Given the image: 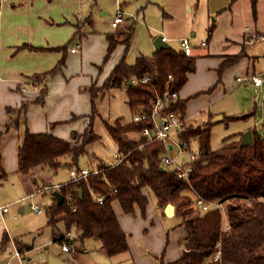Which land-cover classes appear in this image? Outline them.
Returning <instances> with one entry per match:
<instances>
[{"label": "trees", "instance_id": "1", "mask_svg": "<svg viewBox=\"0 0 264 264\" xmlns=\"http://www.w3.org/2000/svg\"><path fill=\"white\" fill-rule=\"evenodd\" d=\"M256 2L251 0L253 15L257 13ZM80 23H76L77 28L82 25ZM212 31L211 26L208 33ZM77 35L78 29L67 42L54 47L23 44L31 49H55L63 52V55L51 69L32 75V82L43 84L36 97L24 100L18 107H6L9 117L7 131L17 129L19 132V173H28L36 167L57 171L63 163L70 169L80 170L81 158L94 156L97 160L93 169H99L98 172L92 171L86 177L70 179L59 186L47 185L53 190V201L46 206V212L48 224L53 226L54 241H72L56 232L57 223L63 221L68 231L72 228L78 231L81 241L88 237L97 239L109 255L127 252L130 249L129 233L123 228L113 201L120 202L124 214L135 213L136 207L145 213L151 196L159 209L168 203L174 204L175 216L185 227L182 255L175 261L165 263L162 254L159 264H214L211 257L219 243L221 264H264V134L256 127L252 128L253 143L240 146V138L218 148L211 146L210 123L188 124L185 129L177 131L181 138L188 141L197 138L199 142L197 156L187 163L192 166L188 179L180 178L176 169L166 166L164 170L161 169L162 155L166 151L164 142L149 140L142 133L150 125V119L134 121L120 115L113 122L104 120L106 129L118 145L117 154L123 157L122 160L108 161L87 149V146L102 138L96 129L95 119L100 114L97 99L104 92L125 87L131 115L143 110L149 113L156 95H163L166 90L178 92L185 84L188 73L196 67V56L193 54H186L182 48L171 45L169 48L155 49L151 55L141 54L134 63H128L126 54L135 35L134 22L127 29L106 32L108 46L99 68H103L118 46L122 47L123 54L103 84L92 82L82 88L91 94L92 104L89 122L83 132L74 133V139L68 140L49 131L30 130L26 121L27 107L31 103L42 104L45 101L47 82L56 74L63 73L67 49ZM237 58L239 55L223 61L219 75ZM146 76L149 81L143 82ZM186 103L187 100L180 97L169 98L161 111H177L183 117ZM254 112L225 113L224 119H249ZM128 133H134V137L128 138ZM2 137L3 132L0 131V184L8 176L3 161ZM55 191L63 194L61 203ZM97 194L104 195L105 200L99 202ZM195 194L207 200L225 202L230 228L222 229L218 209L197 212L193 207ZM8 240L5 232L0 247ZM17 243L20 253L32 248L19 240Z\"/></svg>", "mask_w": 264, "mask_h": 264}, {"label": "crops", "instance_id": "2", "mask_svg": "<svg viewBox=\"0 0 264 264\" xmlns=\"http://www.w3.org/2000/svg\"><path fill=\"white\" fill-rule=\"evenodd\" d=\"M79 1L81 0L0 1V131L3 132L2 152L7 173L16 172L19 174L17 171L19 132L17 129L7 131L9 117L6 115V107H18L24 100H32L36 97L42 89L43 84L32 82V75L51 69L63 55V52L55 49H31L23 46V44L54 47L67 42L77 30V27H75L76 21L83 24L80 14V17L77 14V10L81 9ZM214 5L215 7L211 9L209 7L208 11H205L202 15L206 31L200 37L203 38L201 42L191 40L185 34V28H183L181 34V38L188 37L191 40V54L196 56L195 70L188 73L187 81L179 90V97L187 100L185 115L189 124L193 125H207L213 122H210V120L218 114H223L224 116L225 113H235L230 112L231 108L227 104L217 105V103L223 101L227 91H230L237 83H248H239L236 77L250 73H259L264 70V42L246 43L243 40V30L246 25L264 28V21L261 23L258 20V12L256 15L252 13L251 1L215 0L211 6ZM261 11L264 13V8ZM210 17L212 18V24L207 25L206 19ZM211 26L213 27V31L209 34L208 28ZM82 27L81 25V30L77 36L81 40H84L83 42L80 41V44L77 43L80 48L76 51L71 50L72 47H75L73 45L75 38L71 42L67 49L66 66L63 73L56 74L47 82L45 101L42 104L31 103L27 107L26 121L33 132L49 131L68 140L74 139V133L83 132L89 122L92 104L91 94L82 88L92 82H96L97 85L103 84L123 54L122 47L118 46L112 56L113 58L114 55L116 56L115 61L111 64V68L109 67L107 74L103 75L104 67L100 69L99 65L104 60L108 46L106 32H90L89 34L86 31L84 32ZM207 33L208 36L205 38ZM195 35L196 32H192L191 36ZM178 48H181V44ZM236 55H239V58L233 60L234 62L226 67L220 76L219 68L223 61L229 60ZM254 86L260 87L262 85L254 84ZM109 91L113 92L110 93L112 94L111 99H109L111 104L109 103L108 105L107 114H104L100 109V103ZM125 100L126 106L115 114V109L120 103L125 105ZM97 106L100 114L96 117L95 123L96 129L102 138L87 146V149L89 152H95L98 157L108 160L106 157L110 152L105 154L102 151L104 146L101 145V141L104 140V137L112 140L109 142L110 147L114 148V158L117 154L118 145L106 129L104 120L113 122L120 115L126 116L122 112L126 108H129L126 88L120 87L107 90L97 99ZM112 109L114 110V114L110 116ZM129 115L126 118H133L131 113ZM99 126L100 128L101 126L103 127L105 134L98 130L99 128L97 127ZM126 136L128 138L134 137V133H128ZM84 158L87 162L88 158H93V165L92 163L91 166H85V163L82 164L81 161H85ZM96 161L94 156H85L79 162L81 168H94L97 163ZM63 167H66L64 163L60 168ZM59 169L54 171L47 167H36L30 171L34 172L37 170V175L33 176V179L36 182L40 178L43 182L42 185L37 187L36 192L41 191L42 194H46L50 190L47 185L60 184L61 182L56 183L52 180L53 174L58 173ZM71 169L69 168V175ZM3 181L1 184H3ZM22 184L27 188L23 180ZM36 192L29 190L27 196L33 197ZM31 194L33 195L31 196ZM116 203L121 213L124 214L118 200L113 201L114 208ZM119 209L115 208V211L123 228L129 233L128 241L130 249L127 252L134 259L135 264H159L160 261L154 257L159 254L153 253L161 252V243L149 244L146 241H142L144 242L143 248H140V245H137L132 239L137 234L133 235L131 233L132 229L136 231L135 228H132L133 226L138 228V232L146 231L144 226L148 225L149 221L144 219L142 224L138 221V215L141 214L145 218L147 217V212H150V202L147 205L145 213H142L141 209L136 207L135 213L124 214L127 215V219L120 216ZM156 209L160 210L165 219L177 217L175 213L167 215L165 207L159 209L156 206ZM20 210L22 211L23 208L21 207ZM179 221L180 219L178 218V223L173 224L170 230L167 231L166 228L158 224L162 234L166 233L169 239L165 248L166 251L164 250L162 253L165 263L175 261L183 253L184 243L183 246L178 245V239L182 238L183 242L185 227ZM154 226L155 223L153 222ZM145 235L142 234V237ZM8 238L10 239L9 234ZM67 238L70 239L69 236ZM144 246H148L149 248L145 250ZM148 251L149 253H147ZM46 263L49 264L48 261L42 262V264Z\"/></svg>", "mask_w": 264, "mask_h": 264}, {"label": "rangeland", "instance_id": "3", "mask_svg": "<svg viewBox=\"0 0 264 264\" xmlns=\"http://www.w3.org/2000/svg\"><path fill=\"white\" fill-rule=\"evenodd\" d=\"M214 1L215 0H81L79 1L81 9L77 10V14L78 17L81 16V20H83V31L89 34L90 32L121 31L127 29L129 25L134 22L135 35L131 47L126 54V61L128 63H134L137 56L141 54L151 55L154 52L156 48L154 40L158 35H163L170 45L178 48L180 46L183 28H185V34L191 40L201 42L203 38L200 37L206 31L202 15L205 11H208L209 7L210 9L215 7V5L211 6ZM256 5L259 7V11L257 7L258 20L262 23L264 21V13L261 9L264 8V0H257ZM119 11L122 12L124 21L117 29L112 27L111 21L118 15ZM206 22L207 25L212 24V18L206 19ZM75 27L77 26L75 25ZM77 29L80 32L81 28L79 27ZM192 32H196V35L191 36ZM73 35L74 34H72V36ZM207 36L208 33L205 38ZM83 40L84 39L81 40L79 36H76L73 45L79 49V42H83ZM115 58L116 56L114 55V58L111 57L109 61L104 64L103 75L107 74ZM110 93L113 92H107L104 100L100 103V109L104 114H107V108L110 103L109 99L112 97ZM221 104H227L229 108H231L230 112H235L232 114L255 112L249 119L228 121L223 118L210 123L212 148H218L231 140L240 139L242 136L240 132L243 131L244 133L253 127H256L262 135L264 134V84L260 87H256L252 82L246 84L237 83L230 91H227L224 100L217 103V105ZM125 106L126 100L125 105L120 103L115 109V114ZM122 112L125 113L127 117L130 116L129 108H126ZM113 114L114 110L112 109L110 116H113ZM97 128L105 134L102 126L101 128L100 126ZM171 136L172 142L176 145L172 149L165 151L163 156L167 155L173 158V163L167 164L166 167L175 169V167H177L176 165L187 164L192 160L195 154H198L199 142L197 138H191L189 141L185 139V141L188 142V146L186 149L180 150L177 145L180 144L183 138H181L177 132H173ZM109 141L112 140L106 137L101 141V145L104 146L102 151L105 154L110 152L106 158L108 161H113L114 148L110 147ZM88 159V162L85 159V161H81V163H85V166H91V163L93 165L94 159ZM36 171L37 170L30 173L28 172V174L10 172L6 180L3 181V184L0 185V205L8 208L7 211L0 209V242L5 232L10 236L7 243L0 247V264H20V262L22 264L31 262L42 264L44 261H49L50 255L59 256L65 261V264H135L134 259L128 252L115 255L107 254L102 249L100 242L93 237H88L84 241H81L78 237V231L74 228L69 234L72 240L70 241L71 243L69 242L71 246L70 250L65 252L62 251V242L54 241L53 226L47 223L49 217L46 212V206L52 201L53 190H49L46 194H42L41 191L36 192L37 187L43 183L40 178L37 179L36 182L33 179V176L37 175ZM69 179V167L60 168L58 173L52 176V180L56 183H64ZM22 180L27 188L23 186ZM27 190L35 191V196L28 197ZM149 198L150 212H147V217L145 218L141 214L138 215V221L143 224V220L146 219L149 221V224L144 226L146 231L143 232H138V228L133 226L132 228H135L136 231L132 229L131 233L133 235L136 233L137 235L136 237H132V239L137 245H140V248H143L144 242L142 241H146L149 244L160 242L161 252L153 253L159 254L154 257L160 261V256L167 247V240L169 239L166 233L162 234L159 225L166 228V231L170 230L173 224L178 223V218L174 217L172 219L169 217V219H165L160 210L156 209V201L151 196H149ZM33 204L42 206L43 212L36 213L32 208ZM21 207L23 208L22 211L20 210ZM115 208L119 209L117 203ZM119 211L121 213L120 209ZM120 216L127 219V215L121 213ZM223 216L227 219L225 213ZM153 222L155 223L154 227ZM55 229L58 234H64L66 236L68 234V230L63 221H59ZM142 234L146 235L142 237ZM16 238L24 245L29 244L33 246L32 249L30 248L31 251L27 249L23 252L24 254L21 252L20 258L16 255V251L18 250V240ZM178 240V245L183 246L184 239L183 242L182 238ZM144 248L147 250L149 247L144 246ZM147 253H149V251Z\"/></svg>", "mask_w": 264, "mask_h": 264}, {"label": "built area", "instance_id": "4", "mask_svg": "<svg viewBox=\"0 0 264 264\" xmlns=\"http://www.w3.org/2000/svg\"><path fill=\"white\" fill-rule=\"evenodd\" d=\"M6 1V0H0ZM124 21V17L121 11H119L118 15L111 21V25L113 28H117L122 22ZM243 40L246 43H253L256 41H262L264 42V28H257L254 25H246L243 30ZM181 48L184 50L186 54H191L192 52V44L188 37H183L180 39ZM205 44V42H204ZM72 51H76L77 47H72ZM236 80L239 83H246V82H252L255 85H263L264 84V70L259 73H250L246 75H240L236 77ZM143 82H148L149 77L146 76L142 79ZM169 98L177 99L179 98V91H173L170 92L169 90H166L163 95H156V97L153 99V107L152 110L147 113L146 111H140L134 116V121H139L142 119H150V125L145 127L143 130V134L145 137H147L149 140H161L164 142V146L166 148V151L169 149H172L176 144L172 142V136L171 134L173 132H177L179 130H183L186 128V126L189 124L186 115L181 117L177 111H166L162 112L161 109L164 107L165 102ZM180 150L186 149L188 146V142L185 141V139H181L180 144L177 145ZM185 147V148H184ZM197 154L194 155L193 158H195ZM120 158L119 160H121ZM173 158L162 155V162L163 165L171 164L173 163ZM175 167L177 171V175L182 179H188L191 171L192 166L190 164H184V165H176ZM99 169H92V171L98 172ZM91 171V172H92ZM90 171L88 169H82L80 172H78L75 169H72L70 172L71 179H78L81 175H87ZM54 186H59V184H55ZM33 194H31L32 196ZM96 197L99 199V202H103L105 200V196L102 194H97ZM193 207L196 209L199 213H204L210 209H218L221 213V220H222V229H229L230 225L228 223V217L227 219L224 218L223 214L227 216V205L225 202H219L216 200H207L204 197H202L199 194H195L194 197V203ZM32 208L35 212L40 213L43 211L42 206L38 204H33ZM0 209L3 211H7L8 208L6 206H1ZM62 250L68 251L70 250L71 246L70 243L64 241L62 242ZM16 255L20 258L21 253L19 250L16 251ZM221 257H222V250L220 247V243L217 245V250L213 253L211 257V261L214 262V264H221ZM20 264H22L20 262Z\"/></svg>", "mask_w": 264, "mask_h": 264}, {"label": "water", "instance_id": "5", "mask_svg": "<svg viewBox=\"0 0 264 264\" xmlns=\"http://www.w3.org/2000/svg\"><path fill=\"white\" fill-rule=\"evenodd\" d=\"M154 44H155L156 50H160L162 48H169L171 46L170 43L165 39V37L163 35H158L154 40ZM131 83H132V81H130V84ZM223 118H224L223 114H218L212 119V121L215 122L218 119H223ZM253 141H254V137H253L252 129H248L247 131H245L242 134L240 146L249 145V144L253 143ZM161 169L164 170L165 167L162 166ZM80 192H81V190H80ZM54 194H55L58 202L61 203L63 200V194L59 191H55ZM165 212L167 213V215H173L175 213V205L172 203H168L165 206ZM48 262H49V264H65V261L61 260L60 257L54 256V255L49 256ZM28 264H39V263H32L31 262Z\"/></svg>", "mask_w": 264, "mask_h": 264}, {"label": "bare ground", "instance_id": "6", "mask_svg": "<svg viewBox=\"0 0 264 264\" xmlns=\"http://www.w3.org/2000/svg\"><path fill=\"white\" fill-rule=\"evenodd\" d=\"M118 28H119V26L117 27V29H118ZM190 41H191V40H190ZM191 53H192V52H191ZM138 113H139V112H138ZM136 114H137V113H136ZM136 114H135V115H136ZM135 115H133V118H134ZM133 122H134V121H133ZM120 158L123 159V157H119L118 154H116V155H115V158H114L113 161H116V162H117ZM122 159H121V160H122ZM119 162H120V161H119ZM165 166H166V165H163V167H165ZM72 169H75V170H77L78 172H80L82 169H88L90 172L92 171L91 168H81L80 170H78V169H76V168H72ZM72 169H71V170H72ZM70 172H71V171H70ZM87 175H88V174H87ZM87 175H81V176L86 177ZM81 176H80V177H81ZM80 177H79V178H80ZM69 234H70V232L68 231L67 236H69Z\"/></svg>", "mask_w": 264, "mask_h": 264}]
</instances>
